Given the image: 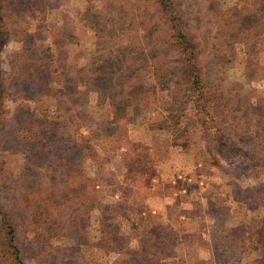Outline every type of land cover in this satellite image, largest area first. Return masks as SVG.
Instances as JSON below:
<instances>
[{"label": "rangeland", "instance_id": "374dc122", "mask_svg": "<svg viewBox=\"0 0 264 264\" xmlns=\"http://www.w3.org/2000/svg\"><path fill=\"white\" fill-rule=\"evenodd\" d=\"M0 15V218L25 264H264V0Z\"/></svg>", "mask_w": 264, "mask_h": 264}, {"label": "trees", "instance_id": "16d2710c", "mask_svg": "<svg viewBox=\"0 0 264 264\" xmlns=\"http://www.w3.org/2000/svg\"><path fill=\"white\" fill-rule=\"evenodd\" d=\"M0 1H2V0H0ZM1 19H2V21H1ZM0 21H1V23H3L5 21L1 17V15H0ZM179 34H180V37H183L181 30H179ZM193 71L194 72L191 75V77L194 76L195 73L199 74L198 70L196 68H194ZM1 73H2V70H1V65H0V77H1ZM195 77H196V75H195ZM204 89L205 88L200 90V93H199L200 94L199 95L200 98H204L205 97L204 95H205L206 92L204 91ZM200 111H206L207 112L208 111L207 105H203V107L201 105V107L199 109V113H200ZM208 112H210V110ZM202 115H204V113H202ZM0 212H1V210H0ZM0 216H1V214H0ZM6 217H7V215H6ZM0 219H2L3 222L7 223V227H8L7 228L8 229L7 230V234L9 235V239L6 242V244L10 248V250H9L10 252L7 253V254L0 251V260H2L0 262V264H25V262H24V260L22 258V255H21L20 248L16 244L17 240H16V237H15V232L16 231H15L14 225L8 220V218L6 219L4 216H3V218H0ZM162 260L165 262V264H187L183 258L178 257L173 251L170 254H168L167 251L162 252Z\"/></svg>", "mask_w": 264, "mask_h": 264}]
</instances>
